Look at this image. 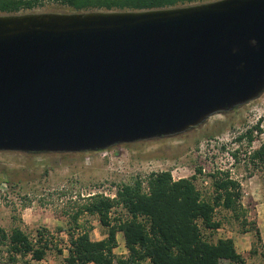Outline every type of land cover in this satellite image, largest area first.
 <instances>
[{"label":"water","instance_id":"1","mask_svg":"<svg viewBox=\"0 0 264 264\" xmlns=\"http://www.w3.org/2000/svg\"><path fill=\"white\" fill-rule=\"evenodd\" d=\"M264 92V0L0 14V152L169 138Z\"/></svg>","mask_w":264,"mask_h":264},{"label":"rangeland","instance_id":"2","mask_svg":"<svg viewBox=\"0 0 264 264\" xmlns=\"http://www.w3.org/2000/svg\"><path fill=\"white\" fill-rule=\"evenodd\" d=\"M96 11L107 12H89ZM44 13L78 12L55 0H40L33 9L18 14ZM250 131L252 142L248 138ZM240 136L243 139L239 140ZM263 143L264 92L258 99L215 114L202 125L174 137L116 146L99 153L0 152V264H66L71 234L86 231L95 241L107 237L108 229L97 215L83 213L77 223L73 221L88 197L115 198L119 188L135 180H141L147 189L150 175L164 171H170L174 180L196 177L194 184L206 201L214 196L211 176L216 172L227 173L238 182L241 197L236 211L218 207L215 220L221 227L208 230L201 224V230L211 243L233 240L247 264H264V162L253 158ZM110 217L112 222L126 219L127 212L116 207ZM15 228L23 230L34 243L39 232L49 240L50 249L42 262L28 256L12 263L8 240L2 235L11 234ZM254 249L259 254H251ZM115 255L128 256L122 234Z\"/></svg>","mask_w":264,"mask_h":264},{"label":"trees","instance_id":"3","mask_svg":"<svg viewBox=\"0 0 264 264\" xmlns=\"http://www.w3.org/2000/svg\"><path fill=\"white\" fill-rule=\"evenodd\" d=\"M55 1L74 12L102 9L109 12L166 9L200 0ZM39 3L40 0H0V14H18ZM251 134L252 131L248 132L250 142L253 141ZM253 158L264 162V143L254 152ZM211 177L214 188L211 201L202 198L194 184L196 177L174 180L170 171L151 174L147 189L141 180H135L119 188L115 198L88 197L73 216V221L77 223L83 213L97 215L101 225L108 229L107 237L95 241L86 231L71 234L66 264H144L145 261L151 264H247L233 240L219 239L211 243L203 236L201 224L208 230L219 229L221 223L215 220L216 209L222 207L236 211L241 197L240 184L230 179L227 173L216 172ZM116 207L126 210V219L112 222L110 213ZM119 234L124 237L128 251L126 258L115 255ZM255 234L261 243L259 229ZM2 238L8 240L12 263L28 256L33 261L42 262L50 249V242L42 232L35 243L20 228L13 229L9 235L3 234ZM251 254L259 252L254 249Z\"/></svg>","mask_w":264,"mask_h":264},{"label":"flooded vegetation","instance_id":"4","mask_svg":"<svg viewBox=\"0 0 264 264\" xmlns=\"http://www.w3.org/2000/svg\"><path fill=\"white\" fill-rule=\"evenodd\" d=\"M213 1H217V0H200V1H195V2H192V3L180 5L178 7H181V6H190V5H197V4H202V3H209V2H213Z\"/></svg>","mask_w":264,"mask_h":264},{"label":"crops","instance_id":"5","mask_svg":"<svg viewBox=\"0 0 264 264\" xmlns=\"http://www.w3.org/2000/svg\"><path fill=\"white\" fill-rule=\"evenodd\" d=\"M118 237H119V235H118Z\"/></svg>","mask_w":264,"mask_h":264}]
</instances>
